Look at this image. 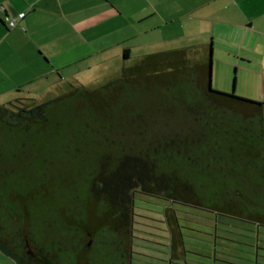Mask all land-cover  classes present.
I'll use <instances>...</instances> for the list:
<instances>
[{"label":"trees","instance_id":"16d2710c","mask_svg":"<svg viewBox=\"0 0 264 264\" xmlns=\"http://www.w3.org/2000/svg\"><path fill=\"white\" fill-rule=\"evenodd\" d=\"M210 65L162 51L93 88L0 104L4 254L17 264H130L139 190L264 223V103L210 86ZM64 185L89 186L98 214Z\"/></svg>","mask_w":264,"mask_h":264},{"label":"crops","instance_id":"0c3cea01","mask_svg":"<svg viewBox=\"0 0 264 264\" xmlns=\"http://www.w3.org/2000/svg\"><path fill=\"white\" fill-rule=\"evenodd\" d=\"M6 17L17 19L14 28ZM135 47L149 50L135 55ZM179 49L192 62L210 60L215 89L264 103V0H0V104L51 100L64 75L78 76L89 60L115 56L114 71L122 72L148 54ZM182 205L199 212L167 217L171 250L132 246L130 264H264L260 214L244 219ZM0 264L17 262L0 249Z\"/></svg>","mask_w":264,"mask_h":264},{"label":"rangeland","instance_id":"374dc122","mask_svg":"<svg viewBox=\"0 0 264 264\" xmlns=\"http://www.w3.org/2000/svg\"><path fill=\"white\" fill-rule=\"evenodd\" d=\"M161 48H166V47L163 46ZM148 50H149L148 48L144 49V47H135L134 54L137 55L138 53L143 51L144 53H147ZM114 57H110L106 64H100L96 59L94 61L89 60L86 63L81 64V66L78 67V69L79 71L80 70L82 71H80L77 74L78 76L72 75L71 77H69L68 74H71V72H68L67 74L64 75L65 78L67 77V80H62L63 82L60 85V87L59 85L55 87L54 94L59 95L62 92L63 93L66 92V90H68L72 86V84L77 86L86 85V86H90V88H93L102 83L104 84L110 79L120 77L121 71L120 70L119 72L114 71L116 67L118 68V66H120V64L116 62ZM87 65L91 66L90 71H87L85 69ZM38 84L39 85H36L35 87L37 88L42 87L44 83L41 82ZM225 92H233V88L230 89V91H225ZM235 95H237L236 92ZM40 98L41 97H39V99ZM71 186L72 185L61 186L62 188L60 192H62L63 194L66 190H73L75 194L76 204H78L80 208H82L81 205L83 204L84 210L87 212V214H92L93 216H95V214L97 215L98 214L97 208H99L98 205L100 203L98 204L99 200H97L95 196L88 193L90 189L89 186H85V185H77L73 187ZM139 191L135 195L136 198L134 202V215H133V219H134L133 227L135 229H133V232L135 235H137V237L140 238L141 236L147 237L150 239V241L152 240L156 242L150 243V241H146L139 238L137 239V237L136 238L133 237V241L136 242L135 244L133 243L132 246L138 252L144 251V252L154 253L155 249L154 251H151L145 246H149L150 248H159L164 246L163 248L166 247L167 249L168 244H170V242L168 237H167L168 241L163 237V235L164 236L166 235V231H165L166 228L167 230L169 229L168 226L169 222L167 217L168 216L173 217L172 216L173 214L171 213L175 211L180 217H184L185 219L187 218L193 219V217H195L196 215L195 213H198L199 211L197 209H191L185 207L184 205H182L183 203L182 204L173 203V205L171 206V203L169 202L168 204L170 206H168L167 201H165V199H158V198L155 199L152 198V196H147L144 194L141 195ZM62 197L64 198V195L60 196L59 199L60 201H62L61 200ZM181 223H184V221ZM182 231H185V228H182ZM158 241H164L166 243L162 242L161 245L160 243H158ZM100 250H103L102 247L96 244L92 248V253L94 252V256L98 258L101 255L99 253ZM169 250H171V244L169 246ZM153 263L159 264L158 262H153Z\"/></svg>","mask_w":264,"mask_h":264},{"label":"built area","instance_id":"2783aa9c","mask_svg":"<svg viewBox=\"0 0 264 264\" xmlns=\"http://www.w3.org/2000/svg\"><path fill=\"white\" fill-rule=\"evenodd\" d=\"M24 16H25V13L24 12H21L19 14V18H23ZM6 20L8 21L10 27H13L14 28L15 25L17 24V19L15 20V19H13L11 17H6Z\"/></svg>","mask_w":264,"mask_h":264},{"label":"water","instance_id":"95a60500","mask_svg":"<svg viewBox=\"0 0 264 264\" xmlns=\"http://www.w3.org/2000/svg\"><path fill=\"white\" fill-rule=\"evenodd\" d=\"M210 72H211V65H210ZM209 84L211 86V73L209 74Z\"/></svg>","mask_w":264,"mask_h":264}]
</instances>
